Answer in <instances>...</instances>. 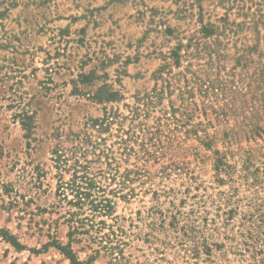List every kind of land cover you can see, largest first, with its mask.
<instances>
[{
	"label": "rangeland",
	"instance_id": "1",
	"mask_svg": "<svg viewBox=\"0 0 264 264\" xmlns=\"http://www.w3.org/2000/svg\"><path fill=\"white\" fill-rule=\"evenodd\" d=\"M204 26L215 32L205 35ZM254 44L256 61L264 52V0H0V229L24 246L16 249L0 234V264H70L49 244V234L67 241V227L61 219L54 223L57 212L49 213L58 178L51 151L60 147L68 158L75 134L86 133L98 148L115 150L121 136L136 137L129 143L136 151L144 139L152 151L157 146L152 154L159 157L140 162L151 171L170 161L187 162V174L167 179L177 192L176 204L186 196L179 204L186 211L193 198L227 188L213 181L209 150L184 132L202 122L198 136L204 131L219 136L242 121L235 115L242 112L241 96L233 98L229 91L233 85L243 91L249 83L254 63L236 61ZM173 51L181 55L179 65ZM190 71L198 82L223 81L237 110L226 107V116L216 119L209 108L207 116L194 111L182 93L188 85L199 86L186 82L184 76L194 79ZM195 98L201 107L199 95ZM213 101L222 105L224 97ZM183 102L194 111L184 126ZM105 110L118 114L112 123L90 126ZM235 129L239 144L254 146ZM195 151L205 155L199 163ZM138 189L136 196L116 200L115 215L126 232L123 256L117 262L100 256L93 264H214L191 258L172 228L169 232L165 214L175 212L170 197L152 198ZM228 258L225 264H249L232 254Z\"/></svg>",
	"mask_w": 264,
	"mask_h": 264
},
{
	"label": "trees",
	"instance_id": "2",
	"mask_svg": "<svg viewBox=\"0 0 264 264\" xmlns=\"http://www.w3.org/2000/svg\"><path fill=\"white\" fill-rule=\"evenodd\" d=\"M202 32L209 36L215 29L204 26ZM257 46L254 44L247 47V53L240 55L236 61L254 63L245 90L241 91L233 85L229 91L233 98H236V94L241 96L239 107L242 112L235 115L242 118V121L232 128H226L219 136L216 132L209 135L206 131L203 137L198 136V125L203 124L202 122L191 123V127L184 132L185 136L193 133L200 144L209 150L210 153L206 156L212 163L213 181L218 186L227 184V188L218 189L211 195L193 198V204L187 211L179 207V204L186 202V196H180V201L176 204L173 199L178 198L177 192L167 180L172 174H187V162L170 161L169 164H161L154 171L147 169L140 162L159 156L152 154L157 152V146L152 151V148L146 146L144 139L140 140L141 144L136 151L129 145L131 140L137 141L136 137L121 136L115 150L111 146L98 148L97 143L84 133L83 136L74 135L76 143L69 150L68 158H62L60 147L52 149V160L55 162L58 178L54 191L56 201L51 204L49 213H58L54 223L58 224L61 219V223L65 224L67 241L62 243L56 236L49 234V244L55 246L70 264H93L100 256L107 257L109 262L120 261L126 244V232L115 215L116 200H128L136 196L137 186L138 191L151 192L152 198L161 195L170 197L169 203L175 208V212L171 210L170 214H165V219L169 218L168 230L170 232L172 228L174 238L191 258L225 264L229 261L228 255L232 254L249 264H264V161H259L264 156V123L261 124V121L264 122V52L257 53L259 60L253 61L251 55L257 51ZM171 55L174 63L179 65L181 55L177 51H173ZM242 66L247 67L246 64ZM190 73L194 79L184 76L186 82L193 80L192 83H198L199 86L194 88V85H188L182 93L199 115L207 116L206 109L209 108L215 112L216 119L226 116V107L237 110L233 102L229 103L227 99L228 89L224 87L226 85L223 81H218L217 85L198 82V77L191 71ZM82 79L87 81L88 76L82 75ZM196 95L202 100L201 107L195 103ZM218 96L224 97L222 105H216L213 101ZM182 106L181 125L184 126L189 124L194 111H187L185 102ZM215 106L223 107L218 111ZM116 115L118 114L105 110L101 118L90 121V126H108ZM181 119L176 118L179 123ZM236 127L242 130L244 140L252 142L254 146L244 148L239 144L241 138ZM217 138L224 142V148L220 149L215 145ZM193 154L198 163L205 156L197 151ZM130 157L134 159L133 163L128 162ZM62 172L69 173L68 179L64 180ZM1 186L5 192L10 190L9 184ZM191 197L193 196H189ZM0 234L16 249H24L10 232L0 229ZM73 244H79L80 249H74ZM78 252H84V257L81 258Z\"/></svg>",
	"mask_w": 264,
	"mask_h": 264
}]
</instances>
